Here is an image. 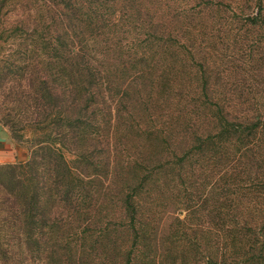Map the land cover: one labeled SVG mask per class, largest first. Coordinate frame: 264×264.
Listing matches in <instances>:
<instances>
[{"label":"trees","instance_id":"16d2710c","mask_svg":"<svg viewBox=\"0 0 264 264\" xmlns=\"http://www.w3.org/2000/svg\"><path fill=\"white\" fill-rule=\"evenodd\" d=\"M100 1H64L66 9L61 10L57 8L62 3H52L48 10L53 8L55 15L50 19L41 13L32 20L27 18V127L34 126L39 132L35 137H26L17 128L22 118L9 116L6 120L13 138L19 144H29L31 151L24 162L0 165L18 183L11 191L15 200L9 198L14 207L9 206L8 218L13 215L25 222L18 233L27 245V258L35 257L41 250L40 260L44 264H135L138 251L150 244L157 251L148 264H170V260L162 259L157 230L145 233L141 215L147 205L143 206L139 199L147 189L148 179L167 170L168 162L182 170L187 158L197 151L185 149L175 156L177 160H168L160 167L146 164L145 158L136 160L130 183L127 187L120 185L123 179L118 166L122 162L115 159L112 165L117 145L111 144L110 135L112 101L121 104L123 93L120 87L119 92L111 95L110 75L125 77V89L135 86L155 90L158 83L167 81L171 93L174 91L180 100L189 101L184 111L194 122L195 111L189 106L195 101L197 107L207 85L204 78L202 84L185 89L187 69L205 72L208 57L204 56L203 62L197 59L201 46L212 49L206 38L219 39L221 32L234 29V24L240 22L239 15L256 28L263 26L264 0H203L200 9L195 5L188 9L184 5L187 3L173 0V6H154L153 11L151 6L143 10V4H139L137 13L141 21L137 25L144 29L143 40L125 37L128 31H104L108 27L119 28L122 20H115L113 13L102 10ZM27 4V11L37 7ZM224 4H228L231 15H220L217 21L214 14L227 12L222 9ZM82 5L88 7L89 14L82 11ZM165 9L172 12L165 13ZM204 9L209 13H204ZM98 36L103 41L104 54L109 59L116 54V63L107 69L96 60L97 54L90 52L91 45H98ZM108 39L115 40L112 50ZM188 121L192 129L194 124ZM227 124L232 122L227 120ZM196 139L203 143L201 135ZM64 148L75 152L76 158L71 161L75 165L67 160ZM127 165L132 166L130 162ZM16 198L22 202L20 210ZM112 209L115 211L111 212ZM55 231L59 236L53 239ZM260 250L264 251L263 245ZM180 257L185 258L182 252ZM254 257L264 260L262 256ZM147 259L144 255L143 264ZM206 260L208 264L218 263L209 254ZM230 260L225 256L221 262L226 264ZM249 260L242 264H249ZM172 262L176 264V258Z\"/></svg>","mask_w":264,"mask_h":264},{"label":"rangeland","instance_id":"374dc122","mask_svg":"<svg viewBox=\"0 0 264 264\" xmlns=\"http://www.w3.org/2000/svg\"><path fill=\"white\" fill-rule=\"evenodd\" d=\"M64 1L69 0H0V125L8 131L15 145L22 148L21 158L12 164L26 161L31 151L29 144H19L13 138L7 118H22L17 128L26 137H35L39 132L34 126L27 127V18L32 20L41 13L50 19L55 13L48 7H52V3H62L57 9H66ZM70 1L75 4V0ZM179 1L187 3L184 5L188 9L194 5L200 9L205 3L203 0ZM27 2L39 8L33 6L27 11ZM100 2L102 10L113 13L115 20H122L119 28L108 27L104 31L120 34L128 31L125 37L135 36L141 40L144 29L137 25V21H141L137 13L139 4H143V10L151 6V11L154 6H173V0ZM81 7L89 14L87 6ZM224 8L227 12L214 14L217 21L220 15H231L228 4H224ZM167 12L172 10L165 9ZM204 13L209 12L204 9ZM241 16L240 22L234 24L236 27L221 32L219 39L206 38V44L212 49L201 46L204 50L200 49L197 56L199 62L204 61V56L208 57L205 72L189 67L188 76L184 75L187 90L206 80L207 87L197 107L195 101L189 106L195 111V123L184 111L189 101L180 100L174 91L171 93L167 81L158 83L155 90L154 87L142 90L134 85L125 89V77L110 75L111 95L119 92L120 87L123 93L121 104L112 101L110 135L111 144L117 145L112 165L115 159L122 162L118 166L120 179H123L120 185L127 187L130 183L136 160L145 158L146 164L160 167L168 160H177L175 156L185 149L197 151L187 158L182 170L168 162L167 170L148 179L147 189L139 199L143 206H148L141 215L145 233L157 230L162 243L160 251L164 253L162 259L170 260V264L175 258L176 264H208V254L218 260L217 264H224L221 261L225 256L232 259L226 264H242L246 259H250L249 264H264V260L253 259L254 256L264 257V251L260 250L261 245L264 247V25L256 28ZM97 39L101 44L91 45L90 52L97 54L96 60L107 69L116 63V54L109 59L103 52L100 36ZM108 43L112 50L115 40L108 39ZM189 119L194 124L192 129ZM227 120L232 124H227ZM198 134L203 137V143L197 142ZM64 152L67 160L75 165L71 162L76 158L75 152L65 148ZM101 156L104 161L106 152ZM89 169L93 171L92 167ZM8 171L0 168V264H44L43 259L40 260L41 250L35 257L27 258V245L18 233L25 222L11 212L8 218L9 206H13L9 198L15 200L11 191L18 185ZM125 176L128 179L124 180ZM17 202L20 210L22 202L20 199ZM56 236L59 235L55 231L53 239ZM155 251L154 244L140 249L135 264H140L144 255L148 257L145 261L148 264L156 255Z\"/></svg>","mask_w":264,"mask_h":264},{"label":"crops","instance_id":"0c3cea01","mask_svg":"<svg viewBox=\"0 0 264 264\" xmlns=\"http://www.w3.org/2000/svg\"><path fill=\"white\" fill-rule=\"evenodd\" d=\"M22 148L15 145L8 131L0 125V164L15 162L21 158Z\"/></svg>","mask_w":264,"mask_h":264}]
</instances>
